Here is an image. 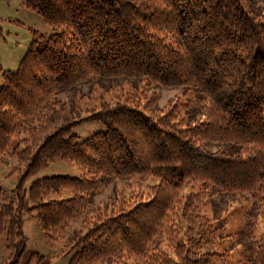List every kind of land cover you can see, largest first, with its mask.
Masks as SVG:
<instances>
[{
  "label": "trees",
  "instance_id": "trees-1",
  "mask_svg": "<svg viewBox=\"0 0 264 264\" xmlns=\"http://www.w3.org/2000/svg\"><path fill=\"white\" fill-rule=\"evenodd\" d=\"M258 1L264 0H20L50 32H31L17 68L3 70L0 83V157H14L9 175L18 181L12 195L0 193L7 264L52 258L26 249L24 209L52 246L115 176L129 178L130 186L145 181V190L118 197L109 212L89 220L66 246L67 264H264V229L254 234L264 219ZM93 77L192 91L165 111L153 107L154 97L140 104L121 91L84 118L104 129L83 139L73 122L52 127L43 109L53 96ZM194 112L202 119L191 122ZM55 161L72 162L82 174L40 177L25 189ZM212 189L251 197L241 259L231 257L222 237L224 221L203 211Z\"/></svg>",
  "mask_w": 264,
  "mask_h": 264
},
{
  "label": "rangeland",
  "instance_id": "rangeland-1",
  "mask_svg": "<svg viewBox=\"0 0 264 264\" xmlns=\"http://www.w3.org/2000/svg\"><path fill=\"white\" fill-rule=\"evenodd\" d=\"M255 6L259 11H264V1L256 2ZM0 18V83H2L3 70L17 68L32 38L31 32L49 33L50 27L37 13L24 7L20 0H0ZM121 91L132 93V100L140 104L154 97L155 105L153 107L165 111L178 99L186 100L188 97L185 93L192 89L186 86L173 88L151 86L145 81L130 78L105 80L93 77L86 83L55 94L52 98L54 107L47 105L43 110L55 122L52 127L73 122L75 126L72 127V132L83 139L104 129L101 122L84 118L108 107L115 95ZM187 113L185 109L181 110V115ZM194 116L196 118H193L191 122L202 119L199 112H194ZM14 164L15 159L10 154L0 157V193L2 196L12 195L17 186L16 173L9 175ZM81 174L82 170L74 163L55 161L29 177L24 187L27 189L33 180L40 177L79 176ZM144 182L130 186L129 178L113 177L108 181L103 191L93 196L91 205L85 214L74 221L52 246L45 241L41 226L35 217L26 213L24 209L22 231L26 238V249L43 255L51 254L50 264H67L70 255L65 254L66 246L73 241L75 236L86 229L87 222L95 221L102 212H109L118 197H126L136 191L145 190ZM151 182L154 183L155 180H151ZM250 203L251 197L248 194H229L212 189L204 204L203 211L208 217L224 221L225 228L222 237L230 242L231 257L235 259H241L240 253L244 245L243 240H245L243 238L245 231L243 213L249 208ZM29 206L30 204L26 200L25 207ZM263 229L264 219L259 216L254 234H259ZM9 255V251L4 247V235L0 234V264H7Z\"/></svg>",
  "mask_w": 264,
  "mask_h": 264
}]
</instances>
